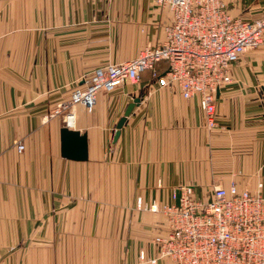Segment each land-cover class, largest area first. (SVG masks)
<instances>
[{
	"label": "crops",
	"instance_id": "crops-1",
	"mask_svg": "<svg viewBox=\"0 0 264 264\" xmlns=\"http://www.w3.org/2000/svg\"><path fill=\"white\" fill-rule=\"evenodd\" d=\"M224 2L244 20L264 11V0ZM171 18L154 0H0V264H139L163 215L138 209L137 197L172 204L180 185L201 196L258 181L264 194V41L232 66L214 126L197 98L144 71L100 91L91 110L73 107L88 157H62L65 124L43 116L94 68L163 42Z\"/></svg>",
	"mask_w": 264,
	"mask_h": 264
},
{
	"label": "built area",
	"instance_id": "built-area-1",
	"mask_svg": "<svg viewBox=\"0 0 264 264\" xmlns=\"http://www.w3.org/2000/svg\"><path fill=\"white\" fill-rule=\"evenodd\" d=\"M171 11L163 26L165 39L145 46L132 59L94 68L85 85L72 89L69 98L51 108L43 119L61 117L73 127V107L91 110L100 91L111 92L125 80L135 82L144 71L163 86L178 87L185 99L197 98L207 125L214 126L215 100L232 81V66L264 41V11L253 20L231 15L224 0H154ZM164 62L160 73L156 67ZM17 150L24 145L17 143ZM263 183L255 190L235 182L215 186L198 196L193 185H180L173 193L178 204L144 203L138 209L159 212L163 221L152 239L153 255L140 251L139 264H264Z\"/></svg>",
	"mask_w": 264,
	"mask_h": 264
},
{
	"label": "water",
	"instance_id": "water-1",
	"mask_svg": "<svg viewBox=\"0 0 264 264\" xmlns=\"http://www.w3.org/2000/svg\"><path fill=\"white\" fill-rule=\"evenodd\" d=\"M139 100L140 98H135L133 102L127 106L124 115L117 123L115 137L118 136L120 128L124 124L126 117L130 114L131 110L139 102ZM60 141V150L62 157L76 161H84L87 159L88 146L86 134L80 133L78 130L64 126L60 129ZM176 204H178V193Z\"/></svg>",
	"mask_w": 264,
	"mask_h": 264
},
{
	"label": "rangeland",
	"instance_id": "rangeland-1",
	"mask_svg": "<svg viewBox=\"0 0 264 264\" xmlns=\"http://www.w3.org/2000/svg\"><path fill=\"white\" fill-rule=\"evenodd\" d=\"M200 193H201V192H199L198 194H200ZM202 193H203V192H202ZM202 193L200 194L201 196L205 195V194H202ZM162 221H163V220H162ZM162 221H159L158 223H155V224L158 225V224L161 223ZM155 229L157 230V227L154 228V231H155L154 234H156V230H155Z\"/></svg>",
	"mask_w": 264,
	"mask_h": 264
},
{
	"label": "bare ground",
	"instance_id": "bare-ground-1",
	"mask_svg": "<svg viewBox=\"0 0 264 264\" xmlns=\"http://www.w3.org/2000/svg\"><path fill=\"white\" fill-rule=\"evenodd\" d=\"M74 126V124H72Z\"/></svg>",
	"mask_w": 264,
	"mask_h": 264
},
{
	"label": "trees",
	"instance_id": "trees-1",
	"mask_svg": "<svg viewBox=\"0 0 264 264\" xmlns=\"http://www.w3.org/2000/svg\"><path fill=\"white\" fill-rule=\"evenodd\" d=\"M150 72V71H149Z\"/></svg>",
	"mask_w": 264,
	"mask_h": 264
}]
</instances>
